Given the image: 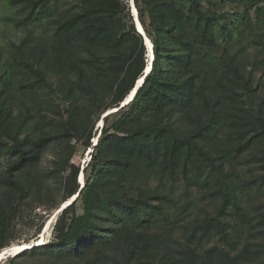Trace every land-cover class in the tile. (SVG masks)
<instances>
[{
  "label": "trees",
  "instance_id": "obj_1",
  "mask_svg": "<svg viewBox=\"0 0 264 264\" xmlns=\"http://www.w3.org/2000/svg\"><path fill=\"white\" fill-rule=\"evenodd\" d=\"M1 1L0 264H264V0Z\"/></svg>",
  "mask_w": 264,
  "mask_h": 264
},
{
  "label": "rangeland",
  "instance_id": "obj_2",
  "mask_svg": "<svg viewBox=\"0 0 264 264\" xmlns=\"http://www.w3.org/2000/svg\"><path fill=\"white\" fill-rule=\"evenodd\" d=\"M12 12H13V9L10 8L7 5L6 2H4V1H1L0 2V27H1V30H0V43H1V45H7V43L9 42V38L12 36V32H11L12 25L3 18V16H6L8 14H11ZM115 110L116 109H113V110H110L109 112L112 113V112H115ZM115 116H116V114H114V115H112L110 117V122L113 121V119L115 118ZM98 126H99V130L98 131L100 133V131L104 127V122H103V124H97V127ZM96 139L97 138L94 139V144L97 143V140ZM92 151H93L92 148H88L86 151H83V149H80L79 152H78V154L74 157L73 161L76 164H79L82 169H84V167H87V165H89V162H90V159H91V152ZM83 178H85L84 173H83ZM36 212L37 213H41V214L42 213H45V211H43V208H37L36 209ZM57 212H58V210L51 217V219L45 224V226H44L42 232L39 234L38 238L37 239H32V241L30 242L31 243L30 244L31 246L34 245V244H37V243L40 244L41 240H43V243H46L51 238L53 224H54V222L56 220V216L58 214ZM31 217L34 219L35 222H37V221L40 220V217L35 216V212H32V211H31ZM35 231H36L35 229L32 230V231H30L28 229V225L25 224V226H23V230H22V233L23 234H22V236L20 238V241L19 242H16V243H13L12 245L26 243L25 242V239H27L28 237L33 236V234L35 233ZM38 239H39V241H37ZM1 253H0V255H1ZM13 255H16V254H11V253L7 252L4 255L5 257H2L0 259V261L6 259L8 256H13Z\"/></svg>",
  "mask_w": 264,
  "mask_h": 264
},
{
  "label": "water",
  "instance_id": "obj_3",
  "mask_svg": "<svg viewBox=\"0 0 264 264\" xmlns=\"http://www.w3.org/2000/svg\"><path fill=\"white\" fill-rule=\"evenodd\" d=\"M130 5H131L132 13H133L134 16H135V22H136L137 29H138V31H139L140 33H142L143 36H144L145 44H146V46H147V50H148V54H147V55H150L148 65H147V67H146V69H145V72H144V74H145V76H146L147 73L150 71L151 64L153 63V60H152L153 57L151 56V52H150L151 50L153 51V43H152V41L150 40V38L146 35V32H145V30H144V28H143V26H142V24H141V22H140V20H139V17H138V10H137V7H136V5H135L134 0H130ZM149 41H150V44L152 45V47H150V45H149ZM145 76H144L143 78H140V80H138L136 87L133 89V91L130 93V95L125 99V101L122 103L121 106H125V104H127V102L133 98V96L136 94L138 88H139V87L142 85V83L144 82ZM117 111H118V110H117ZM108 113H110V112H108ZM108 113H106V114H108ZM106 114H105V116H106ZM101 121H103V120H101ZM101 121H100V122H101ZM100 122H99V124H101ZM103 122H104V121H103ZM83 173H84V172L82 171L81 174H80V176H79V183H80L81 187H83L84 184H85V178H83V180H82V178H81V176L83 175ZM77 196H79V195L77 194ZM77 198H78V197H77ZM75 199H76V196H74L70 201H67V202H65L64 204H62V206L60 207V209L58 210L57 213H59L61 210H63L67 205L71 204ZM37 245H38V243H37V244H34V245H32L31 247H28V248H26V249H31L32 247L37 246ZM40 245H41V244H40ZM26 249H25V250H26ZM0 257H1V255H0Z\"/></svg>",
  "mask_w": 264,
  "mask_h": 264
},
{
  "label": "bare ground",
  "instance_id": "obj_4",
  "mask_svg": "<svg viewBox=\"0 0 264 264\" xmlns=\"http://www.w3.org/2000/svg\"><path fill=\"white\" fill-rule=\"evenodd\" d=\"M149 45H150V47H152V45L150 44V41H149ZM151 52V56L153 57L154 56V54H153V51L151 50L150 51ZM149 57H150V55H148ZM153 59H154V57H153ZM152 59V60H153ZM152 69V64H151V68H150V70ZM150 72V71H149ZM148 72V73H149ZM140 80V79H139ZM135 96V95H134ZM134 96H133V98H134ZM132 98V99H133ZM131 99V100H132ZM131 100H129L128 102H130ZM128 102H127V104H128ZM126 105V104H125ZM101 124H103V121H101ZM97 140V139H96ZM81 178H83V175L81 176ZM83 180V179H82ZM76 196V198L78 197L77 195H75ZM70 201V200H69ZM49 225V224H48ZM39 241V240H38ZM43 243V240H41V242H40V244H42ZM31 243H24V244H15V245H12L11 247H9V249L8 250H4V252H2L1 253V257H0V259L2 258V257H5L4 255L7 253V252H9V253H11V254H18L19 252H22L23 250H25L26 248H28V247H30L31 245H30ZM40 244H38V245H40ZM14 256V255H13Z\"/></svg>",
  "mask_w": 264,
  "mask_h": 264
},
{
  "label": "clouds",
  "instance_id": "obj_5",
  "mask_svg": "<svg viewBox=\"0 0 264 264\" xmlns=\"http://www.w3.org/2000/svg\"><path fill=\"white\" fill-rule=\"evenodd\" d=\"M149 57V56H148ZM148 60H149V58H148ZM9 248H7L6 250H8ZM3 252H4V250H3ZM20 253V252H19Z\"/></svg>",
  "mask_w": 264,
  "mask_h": 264
}]
</instances>
